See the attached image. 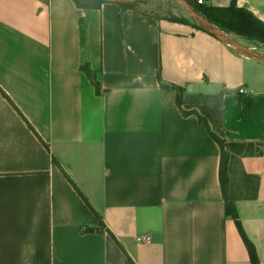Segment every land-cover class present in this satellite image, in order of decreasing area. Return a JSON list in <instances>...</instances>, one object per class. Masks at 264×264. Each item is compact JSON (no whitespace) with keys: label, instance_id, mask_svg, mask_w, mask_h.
I'll return each mask as SVG.
<instances>
[{"label":"crops","instance_id":"obj_1","mask_svg":"<svg viewBox=\"0 0 264 264\" xmlns=\"http://www.w3.org/2000/svg\"><path fill=\"white\" fill-rule=\"evenodd\" d=\"M205 3L264 23V0ZM158 73L214 134L260 144L227 171L264 264V61L191 25L73 0H0V264H252L225 213L222 150ZM98 217L111 234L82 232Z\"/></svg>","mask_w":264,"mask_h":264},{"label":"trees","instance_id":"obj_2","mask_svg":"<svg viewBox=\"0 0 264 264\" xmlns=\"http://www.w3.org/2000/svg\"><path fill=\"white\" fill-rule=\"evenodd\" d=\"M48 2V0H45ZM75 4L82 9H98L104 3H110V0H73ZM162 0H146L136 3H123L118 4L122 11L134 10L138 13L156 18L158 20H167L170 22L181 23L186 25H191L195 29L200 30L209 34L210 36L215 37L214 35L203 30L197 23H195L189 15L181 9L176 4L166 1V3L175 6L179 12L180 16H165L159 17L153 13L145 10L146 6L154 5L155 3ZM197 12H199L206 20L211 22L213 25L219 27L223 31L232 34L238 38L248 40L250 42H255L258 44L264 45V23L255 17L252 13L248 12L245 9L238 8L235 4L227 8H218L207 5L205 2L200 4L198 0H186ZM82 71L88 76L92 81L96 94L101 95L102 89L101 84L96 78V73L92 71L87 63L82 64ZM160 85L162 90L166 91H175L177 94L176 103L180 108L184 116L194 114L198 117L199 123L204 126L209 133L210 137L220 146L222 150V159L220 165V183L222 189V195L225 202V213L227 217H231L237 227V230L246 246V249L249 253L250 261L252 264H260L258 259V254L254 244L248 238L242 222L240 220L239 214L235 205L229 200L228 197V187H229V178H228V157L230 153H234L239 156H254L261 153L260 144L257 143H246V142H227L214 134L208 122L200 116L196 111L186 112L183 110V89L178 86L166 85L162 82L160 78V73H158ZM99 224L97 227H88L85 226L82 228V232L87 234H92L98 230H107L105 225L102 223V220L98 217ZM107 232H109L107 230ZM110 233V232H109ZM111 234V233H110Z\"/></svg>","mask_w":264,"mask_h":264},{"label":"water","instance_id":"obj_3","mask_svg":"<svg viewBox=\"0 0 264 264\" xmlns=\"http://www.w3.org/2000/svg\"><path fill=\"white\" fill-rule=\"evenodd\" d=\"M111 2L117 3V4H123V3H136L140 1H146V0H110ZM172 2L179 6L181 9H183L189 17L197 23L203 30L206 32L224 40L227 42L233 50L240 54L241 56L255 60V61H264V55L263 54H257L255 52L250 51L246 47H244L238 39L232 34H229L219 27L213 25L211 22L206 20L199 12H197L186 0H165Z\"/></svg>","mask_w":264,"mask_h":264},{"label":"rangeland","instance_id":"obj_4","mask_svg":"<svg viewBox=\"0 0 264 264\" xmlns=\"http://www.w3.org/2000/svg\"><path fill=\"white\" fill-rule=\"evenodd\" d=\"M145 10H147L148 12L153 13L159 17H165V16H169V15L180 16L179 10L175 6L166 3L165 0L159 1V2L155 3L154 5L146 6ZM236 39H238V41L243 42V43H245V41L248 43H252V44L255 43V42H250V41L245 40V39L243 40V39L238 38V37H236Z\"/></svg>","mask_w":264,"mask_h":264},{"label":"built area","instance_id":"obj_5","mask_svg":"<svg viewBox=\"0 0 264 264\" xmlns=\"http://www.w3.org/2000/svg\"><path fill=\"white\" fill-rule=\"evenodd\" d=\"M200 4L204 3L205 0H198ZM244 89H240V93H244ZM138 243H148L150 242L151 238L149 236H140L137 239Z\"/></svg>","mask_w":264,"mask_h":264}]
</instances>
